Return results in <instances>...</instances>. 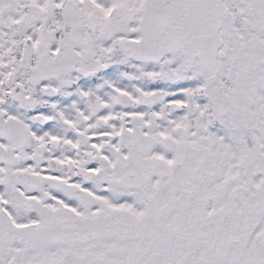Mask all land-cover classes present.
<instances>
[{
    "label": "snow or ice",
    "instance_id": "6c2138e0",
    "mask_svg": "<svg viewBox=\"0 0 264 264\" xmlns=\"http://www.w3.org/2000/svg\"><path fill=\"white\" fill-rule=\"evenodd\" d=\"M0 264H264V0H0Z\"/></svg>",
    "mask_w": 264,
    "mask_h": 264
}]
</instances>
